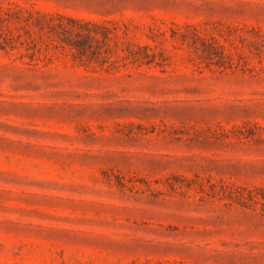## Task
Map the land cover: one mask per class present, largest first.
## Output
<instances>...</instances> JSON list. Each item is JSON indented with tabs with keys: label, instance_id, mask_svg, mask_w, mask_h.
<instances>
[{
	"label": "rangeland",
	"instance_id": "rangeland-1",
	"mask_svg": "<svg viewBox=\"0 0 264 264\" xmlns=\"http://www.w3.org/2000/svg\"><path fill=\"white\" fill-rule=\"evenodd\" d=\"M7 9L117 36L95 62L0 35V264H264V0ZM134 44L153 62L120 59Z\"/></svg>",
	"mask_w": 264,
	"mask_h": 264
},
{
	"label": "trees",
	"instance_id": "trees-1",
	"mask_svg": "<svg viewBox=\"0 0 264 264\" xmlns=\"http://www.w3.org/2000/svg\"><path fill=\"white\" fill-rule=\"evenodd\" d=\"M13 14L9 9L2 11L0 15V35L4 46L14 47V40L20 45L27 44L29 41L33 44V48H36V39L31 35H27V38H21V33L15 32L13 29H17L16 25H10L11 23H17L20 27L29 26L34 28L38 32H42L49 40L55 41L58 45L64 44L68 49L72 50L74 55L85 60H93L95 62H106L101 60V54L103 49L100 45L107 44L112 38L117 36L114 27H110L107 22H93V21H81L74 18H66L67 23L62 22L64 16L55 14L44 16L41 15L36 19L31 17L30 11H22L21 9L14 10ZM27 13V15L23 14ZM14 13H22V16H16ZM26 33V31H25ZM184 38L185 34L180 33ZM28 47H26L27 49ZM38 49V48H37ZM125 52L120 55V59L132 64L142 65L153 62L150 54L147 52V46H141L134 44L132 47L126 46ZM201 50L209 59L214 60L216 65H224V59L228 54L224 51L220 42L212 38L210 42H201ZM109 62V61H108ZM110 64L112 62H109Z\"/></svg>",
	"mask_w": 264,
	"mask_h": 264
}]
</instances>
